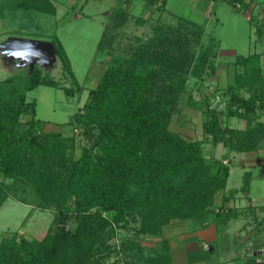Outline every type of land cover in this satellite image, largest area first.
Segmentation results:
<instances>
[{
	"label": "trees",
	"instance_id": "1",
	"mask_svg": "<svg viewBox=\"0 0 264 264\" xmlns=\"http://www.w3.org/2000/svg\"><path fill=\"white\" fill-rule=\"evenodd\" d=\"M18 5L54 11L49 0ZM112 16L114 25L104 27L97 47L109 56L108 63L68 121L70 134L45 130L35 117V101L26 99V92L39 85L57 87L48 71L34 66L26 75L0 79V206L21 190L29 198L17 197L19 202L53 213L40 237L0 236V264H121L120 259L108 262L121 252L111 243L117 228L133 229L134 238L122 244L140 257L145 247L138 240L157 238L143 264H171L162 233L166 226L229 216L223 204L215 206V197L224 193L234 163L225 154L206 157L203 144L239 153L264 143V72L258 64L264 51L238 57L243 72L225 87L206 93L199 89L196 99L187 92L189 79L202 87L214 76L218 56L216 43H201L202 26L180 21L163 29L160 24L147 42L130 44L132 50L122 55L114 51L109 30L125 26L127 15L116 10ZM255 34L264 43L261 23L255 24ZM53 45L75 79L61 42ZM137 60L150 64L145 73L137 72ZM216 93H221L223 110L212 106ZM183 104L202 114L200 139L169 127ZM229 118L244 125H229ZM77 138L80 152L75 156Z\"/></svg>",
	"mask_w": 264,
	"mask_h": 264
},
{
	"label": "rangeland",
	"instance_id": "2",
	"mask_svg": "<svg viewBox=\"0 0 264 264\" xmlns=\"http://www.w3.org/2000/svg\"><path fill=\"white\" fill-rule=\"evenodd\" d=\"M21 1L24 0H0V79L11 75H26L34 66H38L43 71H48L57 81V87L39 85L26 92V99L35 101V117L45 123V130L61 131L63 134L68 135L71 130L68 121L71 119L72 114L83 106L89 88L96 84L109 60V56L104 51L101 52L97 49L104 27L109 25L111 28L114 25L113 20L109 19L111 18L109 15L99 12L103 8L104 10L108 8L109 0H103L106 7L102 6L101 3H97V0H57L52 2L49 0L54 7V11L49 9L48 12L20 7L18 3ZM238 15H240V12H238ZM227 18L224 17L225 22L216 26L205 24L206 32L201 40V43L210 45L208 38L212 35L219 36L218 61L220 55H226L229 52L245 56L250 55L252 49L259 52L264 51V43L261 45L260 42H254V32L246 21L240 20L239 23L231 20L227 21ZM155 25L157 30V26L159 27L157 22L141 25L135 22L134 19H129L125 26L115 31L109 30L115 36L111 43L114 51L123 55L124 52L127 53L132 50V48H129L130 44L135 47L141 42H147L154 34ZM161 27L163 29L169 28L167 25ZM171 32L173 33V31ZM56 40L61 42L69 58L75 79H72L69 73L64 70L61 59L56 55L53 45V41ZM49 46L53 47L54 55L49 53L47 49ZM258 64L261 71L264 72V56L259 59ZM149 67L150 64L145 61L137 60L136 62L137 72L145 73ZM230 67L233 68L234 64H230ZM221 72L222 70L219 71L216 79L211 80L212 76L206 80L202 87L197 86V82L189 79L187 92H192L193 96L198 99L200 97L199 89L206 93L215 88L225 87L226 83L233 79L235 73L243 72V66L240 69L236 66L235 69L227 70L224 74L225 80ZM213 81L214 83H212ZM76 83L82 88H77ZM66 88H73L72 93H66ZM215 95L216 97L211 101L212 106L223 110L224 101L221 99V93ZM181 108V115L178 118L175 115L171 120L170 129L178 131L186 137L200 139L202 137L201 112L186 104H183ZM227 122L229 125L237 127L244 125L243 121L240 123L239 119L236 118L229 119ZM78 139L75 144V156L80 152V141ZM203 150L206 157L215 155L217 158H221L227 152L222 145L213 147L209 142L203 144ZM230 157L231 154L228 159H231ZM225 161L227 160L225 159ZM235 167H238L237 164L236 166H230L228 180V185L233 187L238 184L241 175L240 170ZM4 180L7 183L11 181ZM223 194L216 195L215 206L220 205L219 201L221 200L219 199H223ZM24 196L29 198L28 193L15 190V195L8 197L0 206V236L16 232L18 237L22 236L31 240L42 236L51 225L53 213L50 210H42L34 205L21 203L17 200V197ZM262 213L263 220L259 223L258 230H264V212ZM190 220L196 221L188 219L183 224V228L192 227L193 222ZM219 223V221L213 222L210 223V226L212 225L216 230ZM206 228L207 226L202 228L203 233H205ZM166 231L167 229H164L162 233L166 234ZM193 231L187 229L186 232L193 234ZM128 237L134 238L133 229L117 228L116 236L111 243L119 248L121 252L118 255L111 256L108 262L112 263L120 259L121 264H127L126 262H129V264H143L142 260L147 250L152 245H157L155 244L156 237L145 236L140 238L138 240L139 244L145 247L142 257H140L141 255L135 250H128V243L122 244V241H125ZM210 243L215 246L214 250H209L206 247L207 244H201L198 251L201 255H208L209 258L204 261L205 264H217V261L220 260L219 256L222 255L219 253L217 244H213L211 241ZM125 251H128V254L125 255ZM263 258L258 260L257 264H264Z\"/></svg>",
	"mask_w": 264,
	"mask_h": 264
},
{
	"label": "crops",
	"instance_id": "3",
	"mask_svg": "<svg viewBox=\"0 0 264 264\" xmlns=\"http://www.w3.org/2000/svg\"><path fill=\"white\" fill-rule=\"evenodd\" d=\"M97 1L104 6L105 0ZM233 1L239 2L241 7L234 8ZM107 5L106 10L103 8L99 12L109 15L110 20L115 19L112 16L114 11L121 10L127 15V23L129 19H134L141 25L157 22L158 25L175 28L179 26L180 21H185L202 26L203 36L207 23L214 26L219 25L225 22L224 17H228L227 21L239 23L240 20H243L254 32L255 43L259 42V37L255 34V24L261 23L264 26V0H157L156 2L150 0H109ZM218 37L212 35L208 38L211 44L216 43L217 52L220 46ZM260 44L262 45L261 41ZM254 52L259 51L252 49L250 53ZM240 56L244 55L229 52L226 55H220L219 61L217 56L218 67L215 77L213 76L211 80L216 79L220 70H222L221 74L224 79L227 70L235 69L236 66L240 69L242 66L236 64V59ZM230 64H234V67L231 68ZM239 121L241 123L242 120L239 119ZM230 154V160L235 166L237 164L238 167L235 168L240 170L241 175L236 186H229V169L225 193L222 196L224 200L219 199L229 216L219 221L216 230L212 225L210 226V223L218 221L216 219H209L202 224L190 220L193 222L192 227L187 229L194 230L193 234L187 233V229L183 228V224L187 221L166 226L164 229L167 231L164 235L168 238L171 264H205L204 261L209 257L201 255L198 248L201 244H207L206 247L209 250H214L215 246L210 241L217 244L219 253L222 255L219 256L220 260L217 261V264H257V261L264 257V230L257 229L263 220L261 214L264 212V145L254 151L239 153L227 151L225 153L227 157ZM227 209H230L231 212ZM204 226H207L205 233L202 231Z\"/></svg>",
	"mask_w": 264,
	"mask_h": 264
},
{
	"label": "water",
	"instance_id": "4",
	"mask_svg": "<svg viewBox=\"0 0 264 264\" xmlns=\"http://www.w3.org/2000/svg\"><path fill=\"white\" fill-rule=\"evenodd\" d=\"M52 45V44H51ZM53 46V45H52ZM52 46H49V48H47L48 50H49V53H52L51 55H54L53 54V47ZM52 58H53V56H52ZM52 60V59H51Z\"/></svg>",
	"mask_w": 264,
	"mask_h": 264
},
{
	"label": "built area",
	"instance_id": "5",
	"mask_svg": "<svg viewBox=\"0 0 264 264\" xmlns=\"http://www.w3.org/2000/svg\"><path fill=\"white\" fill-rule=\"evenodd\" d=\"M240 7H241V5H240L239 2H235V3H234V8H240Z\"/></svg>",
	"mask_w": 264,
	"mask_h": 264
}]
</instances>
